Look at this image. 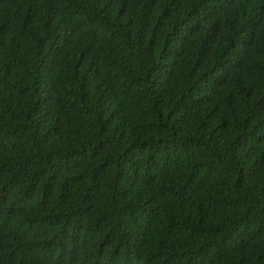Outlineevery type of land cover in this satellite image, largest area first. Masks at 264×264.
<instances>
[{
    "label": "trees",
    "instance_id": "trees-1",
    "mask_svg": "<svg viewBox=\"0 0 264 264\" xmlns=\"http://www.w3.org/2000/svg\"><path fill=\"white\" fill-rule=\"evenodd\" d=\"M0 264H264V0H0Z\"/></svg>",
    "mask_w": 264,
    "mask_h": 264
}]
</instances>
